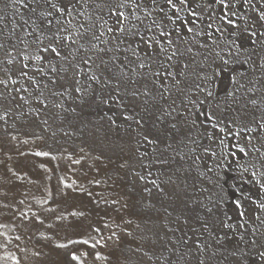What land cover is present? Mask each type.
<instances>
[{
    "label": "rangeland",
    "instance_id": "obj_1",
    "mask_svg": "<svg viewBox=\"0 0 264 264\" xmlns=\"http://www.w3.org/2000/svg\"><path fill=\"white\" fill-rule=\"evenodd\" d=\"M24 1L0 0V264H264V48L227 89L215 47L191 66L200 47L185 22L186 39L159 36L164 52L131 35L99 43L103 53L65 40L63 60L43 50L52 32L100 35L107 0H87L86 17L76 4L54 26L38 15L43 2ZM225 1L243 2L239 29L264 35V0ZM185 16L139 12L158 32Z\"/></svg>",
    "mask_w": 264,
    "mask_h": 264
},
{
    "label": "bare ground",
    "instance_id": "obj_2",
    "mask_svg": "<svg viewBox=\"0 0 264 264\" xmlns=\"http://www.w3.org/2000/svg\"><path fill=\"white\" fill-rule=\"evenodd\" d=\"M140 1L142 0H136L137 3H140ZM205 1L211 5V14L209 13L206 15L197 13V8L201 6L202 3H205ZM241 3L237 2V5H234L233 3L224 0L218 7L215 5L214 0H183V2L182 0H178V3L176 0H172L171 4L168 3V0H155V3H153L152 0H145L147 9L153 10L156 15H162L164 13L169 19L178 16L180 13H184L186 16L184 18L178 19L175 23H172L171 26L166 28L164 32L155 31L140 21L133 20L132 23L137 24L138 29V24L140 23L147 30V33L144 36L145 40L148 42L149 40H156L165 50V44L159 41V36L163 34L167 35V37L170 35L178 36L180 38L185 36L186 39L187 34L183 33L179 29V23L185 22L184 27H189L191 29L189 33L194 35V42L196 46L200 47V49H196L192 52L193 62L191 63V66L195 68L203 66L209 57L208 53H206V49L215 47L212 58L215 60L216 57H220L222 59H226L227 61V69H220L219 67L217 68L220 70L218 71V77L220 78L219 80L223 83L222 86L227 89L232 86V70L243 72L246 69V61L251 59L254 50L256 48H264L263 33L260 32V35L259 33H255V35H253L255 28H238V24L241 20V17L239 18V13L242 12L244 5L242 1ZM32 4L36 5L34 2H32ZM78 4L82 7L80 14L83 17H86L90 11H94V8L88 7L87 0H80V3ZM41 5L53 13V16L48 17V19L53 20L51 26H54L61 14L55 12L46 4ZM123 11H125L126 14L131 13L133 11L131 4L128 8L123 9ZM140 11H142L143 14H147V11L139 9L136 11L137 16H139ZM53 17H55V19H53ZM97 17H100L101 19L98 20ZM184 19H186V21ZM114 20L115 18L111 16L109 10L105 9L99 10V15H96L95 17L97 30L100 33L103 32V35L100 37L103 41H107V43H103L104 45L109 44V42L113 44L116 43V40L111 38L113 35L106 31L107 27L115 26H112V24H114ZM103 21H107V25L101 27ZM214 22L216 26H212ZM133 31H136V29H133ZM254 39L256 42H254ZM140 41L141 37L139 35L135 36V45L140 43ZM144 44L146 46L148 45L145 42Z\"/></svg>",
    "mask_w": 264,
    "mask_h": 264
},
{
    "label": "snow or ice",
    "instance_id": "obj_3",
    "mask_svg": "<svg viewBox=\"0 0 264 264\" xmlns=\"http://www.w3.org/2000/svg\"><path fill=\"white\" fill-rule=\"evenodd\" d=\"M33 2L39 6L41 4V2H43L44 4L48 5L51 9H53L55 12H58L60 14H65L67 13L69 16L72 15L74 10L76 9V4L80 3V0H60L59 3H54L53 0H33ZM153 3H155V0H152ZM183 2V0H182ZM24 0H10V4L15 7L17 4H23ZM168 3L171 4L172 0H168ZM131 4L133 11L131 13H127L125 11H123V9H126L129 7V5ZM25 7H28L27 4L24 5ZM105 7H107L109 9V12L111 14L112 17L115 18L114 20V27H107L106 31L108 33H120L119 36L113 35L111 38L118 40L120 43H118L116 45L117 48L120 47V44L125 42V37L131 35V36H137L139 35V29L137 28V24L132 23L133 20L136 21H140L141 17L136 15V11H138L141 7L140 3H137L136 0H107L106 4L104 5ZM97 7H100V5H97ZM30 11L33 13L37 12V7H32L30 8ZM78 11V10H77ZM145 11H147V9H145ZM53 16V13L51 11H47V10H43L39 12V17L41 19L44 20V22L47 25H52L53 20L52 19H48V17ZM53 19H55V17H53ZM98 20H100V17H97ZM261 19H264V14H262ZM57 25H59V20L56 21ZM35 23V22H33ZM70 23V22H69ZM231 23V21H230ZM107 25V21H103V24L101 25V27ZM93 27H95V25H93ZM150 27V26H149ZM81 29H84L83 31H79L77 30V35L76 38L74 39L71 35H67V36H62L61 32L64 31L63 28L58 27L56 31L52 32V36L54 37V39H50L48 45L43 49L45 52H50L52 54H54L55 57H60L63 60H67L68 56H61V52L58 50L62 47V41L65 40H70L72 44H77V42L79 40H87V43L90 45L91 48L96 49L99 53H103L105 52V48H100L98 47L99 43H107V41H101L100 40V36L103 35V32L100 33V35H97L95 32H91L90 29H86L84 28L83 25H80ZM133 29H136V31H133ZM49 31H52L51 28H49ZM189 31H191V29H189ZM86 34H89L86 37ZM253 35H255V33H253ZM42 38V37H41ZM154 39V38H153ZM141 41L145 42L148 44V47H151V43L146 41L144 37H141ZM169 44H171V41H169ZM66 47V45H63ZM0 47H3L2 45H0ZM80 48H84V44H79V46L74 49V51L78 52ZM127 50V49H126ZM85 51H87V49H85ZM108 51H111V49H108ZM164 48L161 47L160 48V52H164ZM133 55H136L135 52H133ZM172 55H176L175 50L173 51ZM43 57L37 56L36 59H42ZM25 59H27V57H25ZM74 59V57H73ZM92 59L91 56L87 57L86 59H83V63L84 64H88L89 61ZM169 60L172 59V56L168 57ZM8 63H11V61H8ZM101 64H105V61L101 60ZM150 67V64L148 65ZM24 67H27V65H24ZM74 68H79V65H73ZM97 67H99V65H97ZM140 68H145L146 64L145 63H140L139 64ZM185 68H187V65H184ZM54 72L56 71L55 68L52 69ZM63 71H66V69H62ZM156 76L160 75V72L157 71L154 73ZM182 74V73H181ZM21 75L26 76L27 73L23 72L21 70ZM78 75V73H77ZM168 76H173L172 72H168L167 73ZM92 80H98L99 77L96 75H92L91 76ZM15 81H13L14 83ZM109 83H111V81H108ZM0 83L2 84H6L7 81L6 80H0ZM77 83H79V81H77ZM176 85L180 84V80H176L175 81ZM241 87H243V85H241ZM76 91H80V88H77ZM209 95H211V93H209ZM253 103H255V101H253ZM174 127V125H173ZM145 139H147V137H145ZM42 155H47L46 153H43ZM261 207H264V205H261ZM241 215H243V213H241ZM233 256L236 255V253H232ZM262 258H264V252H261L259 254ZM75 258V256H74ZM200 264H204V261L201 260Z\"/></svg>",
    "mask_w": 264,
    "mask_h": 264
}]
</instances>
